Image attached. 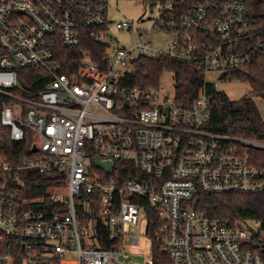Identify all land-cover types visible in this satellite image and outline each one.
<instances>
[{
    "label": "built area",
    "instance_id": "obj_1",
    "mask_svg": "<svg viewBox=\"0 0 264 264\" xmlns=\"http://www.w3.org/2000/svg\"><path fill=\"white\" fill-rule=\"evenodd\" d=\"M159 2L152 30L167 36L165 52L140 31L130 46L114 47L107 0H0V126L12 141L31 132L37 154L0 161V264H154L153 226L169 264H263L258 222L210 217L196 199L261 192L264 169L249 150L264 142L210 130L203 90L180 105L161 84L128 81L136 61L159 56L196 64L215 89L241 81L256 60L264 63V26L245 0ZM85 40L103 46L102 64L80 50L73 74L61 73L56 47L76 50ZM21 69L49 80L42 89L23 86ZM125 172L138 178L120 182L115 174ZM29 173H60L63 183L31 196ZM145 251L149 259L134 261Z\"/></svg>",
    "mask_w": 264,
    "mask_h": 264
},
{
    "label": "trees",
    "instance_id": "obj_2",
    "mask_svg": "<svg viewBox=\"0 0 264 264\" xmlns=\"http://www.w3.org/2000/svg\"><path fill=\"white\" fill-rule=\"evenodd\" d=\"M248 13L264 26V0H245ZM80 50L90 53L94 64H102L101 56L103 46L92 41H83L81 47L76 50H66L57 46L54 60L61 65V73L71 75L79 64ZM135 69L128 81L130 86L141 89L159 88L161 77L164 73H171L174 77V97L177 104L190 105L199 95L205 91L209 100L210 115L208 128L215 133L240 139H250L264 142V121L257 109L253 97H261L264 100V63L256 60L244 74L241 81L248 84V92L238 100H230L223 92L218 91L212 85L205 84L204 74L196 64H187L184 61L171 57L159 56L156 58H141L133 64ZM19 83L31 89H42L49 78L42 77L43 73L35 69H21ZM39 79L40 83L37 80ZM1 142L3 145H1ZM33 138L31 132L25 130L21 141H12L9 131L0 126V161L19 164L24 158H33L37 154L31 152ZM252 164L264 169V149L252 148L249 150ZM122 182L129 178H138L135 173H116L115 177ZM63 183V175L60 173L36 174L29 173L25 176V191L31 196L46 194L50 187ZM196 207L206 212L210 217L223 221H256L259 230L255 233L254 242L256 251L261 255L264 264V189L253 194H202L196 199ZM149 235L153 242L152 258L154 264H169L165 253L159 248L158 239L153 226ZM99 241L102 242L100 229L97 232ZM104 245V244H103Z\"/></svg>",
    "mask_w": 264,
    "mask_h": 264
},
{
    "label": "rangeland",
    "instance_id": "obj_3",
    "mask_svg": "<svg viewBox=\"0 0 264 264\" xmlns=\"http://www.w3.org/2000/svg\"><path fill=\"white\" fill-rule=\"evenodd\" d=\"M161 3L159 0H107V18L111 22L112 30L116 40H112L114 47L126 48L136 41L138 31L146 33L145 41L159 52L166 51L168 38L161 32L152 30L154 22L159 17ZM131 23V31L117 30L115 24L120 22ZM214 75L207 74L206 80L214 82ZM161 94H167L169 99L174 95V77L171 73H165L161 77ZM248 84L244 81L220 82L217 90L223 92L230 100H238L248 92ZM257 109L264 121V100L261 97H253ZM143 243L135 253H142ZM149 259L148 252L145 251L142 257H137L134 261L144 262Z\"/></svg>",
    "mask_w": 264,
    "mask_h": 264
},
{
    "label": "water",
    "instance_id": "obj_4",
    "mask_svg": "<svg viewBox=\"0 0 264 264\" xmlns=\"http://www.w3.org/2000/svg\"><path fill=\"white\" fill-rule=\"evenodd\" d=\"M1 145H3L2 142H1ZM31 151H32V152H35V151H36V149H35L34 146L32 147ZM98 160H99V159L96 157V158H95V161L98 162ZM98 167H99V168H104V169H106V170H109V169H110V164H109V163H105V162H99V163H98Z\"/></svg>",
    "mask_w": 264,
    "mask_h": 264
}]
</instances>
